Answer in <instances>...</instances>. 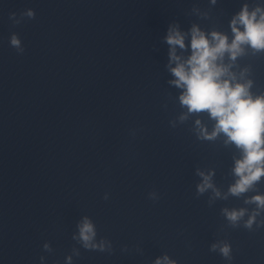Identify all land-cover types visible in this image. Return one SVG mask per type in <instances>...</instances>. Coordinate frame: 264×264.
I'll list each match as a JSON object with an SVG mask.
<instances>
[{
	"label": "clouds",
	"instance_id": "9594fccd",
	"mask_svg": "<svg viewBox=\"0 0 264 264\" xmlns=\"http://www.w3.org/2000/svg\"><path fill=\"white\" fill-rule=\"evenodd\" d=\"M212 2L215 3V0ZM27 15L32 17V11L29 10ZM14 17L15 13L10 14V18ZM231 29L234 37L229 43L225 34L213 31L209 39L208 35L193 26L190 41L191 55L187 60H182L176 54L177 46L180 49L186 47L184 34L178 28L170 27L165 40L170 46V64L176 63L175 67L170 68L175 77L170 83L183 89L179 97L182 106H186L189 113L207 112L210 118L216 121L211 133L201 128V135L211 140L223 133L227 137L225 143H234L242 150V158L235 161L233 169L238 179L229 188L232 195L239 196L264 176V96L255 98L252 96L249 91L251 81L233 83L234 75L230 79L225 78L229 72L222 60L226 53L230 59L235 60L243 53L244 45L257 51L264 50V10L257 7L250 12L245 5L233 17ZM11 44L17 48L20 46V41L15 35L11 38ZM196 123L199 125L200 121L197 120ZM198 174L203 177V183L197 186L199 193L213 188L211 173L205 175L203 172H198ZM214 192L217 197L220 196L219 191L214 189ZM246 202H254L259 209H264V196L256 195ZM245 211V209L238 211L224 209L225 215L233 224L244 216ZM256 214L254 213L245 223V227L251 228ZM78 227L79 239L86 250L97 248L104 250L103 242L100 245L93 243L96 231L87 217H84ZM44 247L48 249L47 244ZM218 247L224 257L230 256L231 249L228 244L222 246L213 244L211 250L216 251ZM68 260L70 262L71 257ZM155 264H162L161 259H157ZM163 264H174V262L165 256Z\"/></svg>",
	"mask_w": 264,
	"mask_h": 264
}]
</instances>
